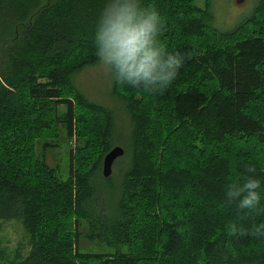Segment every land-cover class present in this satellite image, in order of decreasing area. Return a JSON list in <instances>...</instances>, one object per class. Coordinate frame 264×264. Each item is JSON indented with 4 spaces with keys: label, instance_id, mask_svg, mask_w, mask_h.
<instances>
[{
    "label": "trees",
    "instance_id": "trees-1",
    "mask_svg": "<svg viewBox=\"0 0 264 264\" xmlns=\"http://www.w3.org/2000/svg\"><path fill=\"white\" fill-rule=\"evenodd\" d=\"M105 3L0 0V221H20L30 243L0 264H264V236L227 231L264 223V0L226 30L211 25V0H141L164 18L168 51L190 58L163 92L113 80L131 136L109 216L93 197L113 112L72 83L99 62ZM61 138L74 143L65 179L45 158ZM249 177L261 199L241 210L226 193Z\"/></svg>",
    "mask_w": 264,
    "mask_h": 264
},
{
    "label": "clouds",
    "instance_id": "clouds-1",
    "mask_svg": "<svg viewBox=\"0 0 264 264\" xmlns=\"http://www.w3.org/2000/svg\"><path fill=\"white\" fill-rule=\"evenodd\" d=\"M165 20L155 6H143L141 0H106L94 31L95 55L113 80L122 86L148 93L163 92L176 78L179 68L190 54L168 51L159 39ZM249 172L254 168H248ZM260 182L247 178L242 184L230 183L229 203L239 209L254 210L260 203ZM228 235L264 236V223L251 230L227 228Z\"/></svg>",
    "mask_w": 264,
    "mask_h": 264
},
{
    "label": "rangeland",
    "instance_id": "rangeland-1",
    "mask_svg": "<svg viewBox=\"0 0 264 264\" xmlns=\"http://www.w3.org/2000/svg\"><path fill=\"white\" fill-rule=\"evenodd\" d=\"M259 3L260 0H244L242 3H238L237 0H211L209 7L212 17L211 25L221 30L230 29L250 16ZM196 4L202 7L204 0H196ZM72 83L88 100L99 103L113 112L114 129L110 142L111 148L121 146L127 149V145H130L131 136L129 117L123 101L112 93L113 78L109 73L98 62L75 73L72 77ZM63 110L64 107H59L58 112L61 113ZM59 142L58 148L45 152V158L48 165L56 167L59 177L65 179L69 175L68 152L74 143L73 140L70 141L66 138L59 139ZM41 150V145H37V152ZM129 159V153H125L114 161L109 180L103 179L102 163L100 172L94 177L97 191L93 201L95 206L106 216L112 213L113 208L110 199L113 198V194L117 192L120 184L123 170L121 167L126 166ZM29 249V238L20 221H0V253H3V257H0L1 262L17 255L24 257ZM81 249L82 251L95 252L113 251V248L104 244L84 240L81 241Z\"/></svg>",
    "mask_w": 264,
    "mask_h": 264
},
{
    "label": "water",
    "instance_id": "water-1",
    "mask_svg": "<svg viewBox=\"0 0 264 264\" xmlns=\"http://www.w3.org/2000/svg\"><path fill=\"white\" fill-rule=\"evenodd\" d=\"M244 0H237L238 3H242ZM124 154V149L121 146L112 147L102 159V175L107 178L112 173V166L114 161Z\"/></svg>",
    "mask_w": 264,
    "mask_h": 264
},
{
    "label": "bare ground",
    "instance_id": "bare-ground-1",
    "mask_svg": "<svg viewBox=\"0 0 264 264\" xmlns=\"http://www.w3.org/2000/svg\"><path fill=\"white\" fill-rule=\"evenodd\" d=\"M160 198V197H159ZM201 201V200H200ZM183 248V247H182ZM178 256H179V254H178Z\"/></svg>",
    "mask_w": 264,
    "mask_h": 264
}]
</instances>
